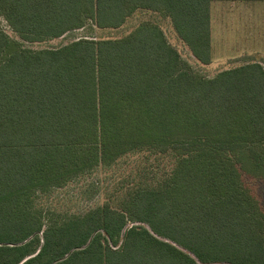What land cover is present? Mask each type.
<instances>
[{
	"label": "trees",
	"instance_id": "trees-1",
	"mask_svg": "<svg viewBox=\"0 0 264 264\" xmlns=\"http://www.w3.org/2000/svg\"><path fill=\"white\" fill-rule=\"evenodd\" d=\"M215 2L264 0H0V16L37 43L161 13L209 65ZM140 154L175 164L84 214L37 205ZM245 177L264 180L259 62L202 77L151 23L44 50L0 27V264H264V209Z\"/></svg>",
	"mask_w": 264,
	"mask_h": 264
},
{
	"label": "rangeland",
	"instance_id": "rangeland-1",
	"mask_svg": "<svg viewBox=\"0 0 264 264\" xmlns=\"http://www.w3.org/2000/svg\"><path fill=\"white\" fill-rule=\"evenodd\" d=\"M213 61L209 65L198 62L189 47L178 36L170 18L161 13L138 11L119 29L101 30L93 24L67 33L62 38L45 42L22 41L0 16V27L13 39L33 50L58 49L82 39L110 40L129 36L141 24L158 25L168 42L180 53L193 70L205 78L251 62H259L264 68V2H215L212 4ZM175 164L170 156L156 158L149 154L125 157L110 168H98L61 189L41 195L37 205L63 216L79 215L112 203L114 198L138 181L151 183L161 179ZM264 209V180L245 177ZM117 198V197H116Z\"/></svg>",
	"mask_w": 264,
	"mask_h": 264
},
{
	"label": "water",
	"instance_id": "water-1",
	"mask_svg": "<svg viewBox=\"0 0 264 264\" xmlns=\"http://www.w3.org/2000/svg\"><path fill=\"white\" fill-rule=\"evenodd\" d=\"M92 240V239H91ZM91 240H90V242H91Z\"/></svg>",
	"mask_w": 264,
	"mask_h": 264
}]
</instances>
